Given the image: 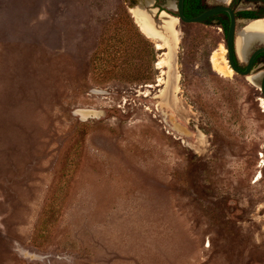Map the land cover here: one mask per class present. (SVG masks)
Listing matches in <instances>:
<instances>
[{
	"label": "rangeland",
	"instance_id": "rangeland-1",
	"mask_svg": "<svg viewBox=\"0 0 264 264\" xmlns=\"http://www.w3.org/2000/svg\"><path fill=\"white\" fill-rule=\"evenodd\" d=\"M145 1L0 0V264H264V66Z\"/></svg>",
	"mask_w": 264,
	"mask_h": 264
},
{
	"label": "water",
	"instance_id": "water-1",
	"mask_svg": "<svg viewBox=\"0 0 264 264\" xmlns=\"http://www.w3.org/2000/svg\"><path fill=\"white\" fill-rule=\"evenodd\" d=\"M183 2H184V0H176V3H175L176 13H177L176 18L178 19V21H181V22L201 23L202 20H204L205 18H207L211 15H214L216 13H220V12L227 13L228 18H229V26H228V31L226 34L224 45H225V49H226V59H227L228 65L234 73L242 75L244 77L249 76L251 71H252V65H253L255 57L258 54L264 52V45H260L259 47L251 50V52L249 53V55L246 58L244 69L241 70L235 65L234 60H233V52L236 51V41H235L236 20H235L233 9L229 6V4H223V5L212 7L210 9H207L204 12L200 13L196 17L188 18V17H185L183 14ZM149 18L151 19L155 29H158L159 32H161V34L164 37L170 38V32L165 29L163 23L160 26H158L157 24H155L153 22L150 14H149ZM245 25H247V24H245ZM158 39L156 38V40H158ZM173 50H174L173 41L172 40L170 41V39H169V53L174 54ZM258 90L261 94V97L264 98V71H263L261 78L259 80V83H258Z\"/></svg>",
	"mask_w": 264,
	"mask_h": 264
},
{
	"label": "bare ground",
	"instance_id": "bare-ground-1",
	"mask_svg": "<svg viewBox=\"0 0 264 264\" xmlns=\"http://www.w3.org/2000/svg\"><path fill=\"white\" fill-rule=\"evenodd\" d=\"M219 1H221L222 3H228L231 0H219ZM145 2L147 3L148 0H146ZM141 3L143 4L144 2H141ZM134 5H136V4H134ZM136 16H137L138 23L136 22V20H135V23L137 24V26L139 27L141 32L146 37L150 38L149 34H151V35L157 34L155 32L153 25H152V21L149 18V13L144 11L142 5H140V8L137 9ZM132 17H133V15H132ZM159 17H160L161 22L163 23L166 30L172 29L174 21L177 20V18L175 16H171L164 11H161L159 13ZM160 33L161 32H159V34ZM244 33H245V37H246V44H245V46H243V48L241 49V51L239 53L241 57H246V54L248 52L250 44H252L253 42H263L264 41V20H263V18L249 21L248 25L245 28ZM154 46H155V43H154ZM174 47H175V45H174ZM174 50H175V48H174ZM168 52H169V49H168ZM173 53L175 54V51ZM174 54H171V60H174ZM223 54H224V49H221L220 52L214 51L211 55L210 63H211L212 69L215 72H217L218 74H220L222 76H229L232 73L231 72L232 69L228 68V66H229V65L227 66L228 62L226 64L227 59H225L223 57ZM257 177H259V176H257ZM256 181H257V179H256Z\"/></svg>",
	"mask_w": 264,
	"mask_h": 264
},
{
	"label": "trees",
	"instance_id": "trees-1",
	"mask_svg": "<svg viewBox=\"0 0 264 264\" xmlns=\"http://www.w3.org/2000/svg\"><path fill=\"white\" fill-rule=\"evenodd\" d=\"M238 2L248 3V4H258V7L255 9L235 10L234 7ZM156 3H157V0H156L155 4ZM215 6H219V5H215ZM215 6L207 5L206 0H184V2H183V14L185 17L192 18V17H196L197 15L204 12L205 10L210 9L212 7H215ZM229 6L234 11V16H235L236 21L248 22L251 20L264 18V0H231ZM176 16H177V13H176ZM131 17H132V15H131ZM132 19H133V17H132ZM133 21H134V19H133ZM201 23H203V24H211V23L216 24L222 29L224 35H226L227 31H228V26H229V18H228L227 13L220 12V13H216L214 15H211V16L205 18L204 20L201 21ZM134 25L137 26L136 23ZM138 29H139V27H138ZM138 33L144 39L150 40L148 37H146L141 32L140 29H139ZM233 58L236 62V66L241 70L244 69V65H242L238 62L234 52H233ZM262 63H264V52L258 54L255 57L252 69L254 67H256L257 65L262 64Z\"/></svg>",
	"mask_w": 264,
	"mask_h": 264
},
{
	"label": "flooded vegetation",
	"instance_id": "flooded-vegetation-1",
	"mask_svg": "<svg viewBox=\"0 0 264 264\" xmlns=\"http://www.w3.org/2000/svg\"><path fill=\"white\" fill-rule=\"evenodd\" d=\"M242 10V9H241ZM234 12V11H233ZM236 20V19H235ZM237 22V21H236ZM247 23V22H246ZM222 30V29H221ZM223 32V31H222ZM224 34V33H223ZM224 38H226V35H224ZM234 53H235V56H236V58H237V60H238V57H237V54H236V52L234 51ZM233 60H234V58H233ZM255 60V59H254ZM239 62H242V61H240L239 60ZM243 62H246V59H245V61H243ZM234 63H235V65H236V62H235V60H234ZM254 63V62H253ZM241 64V63H240ZM242 65H244V67H245V63L244 64H242ZM259 65H263L264 66V63H262V64H259ZM252 67H253V65H252Z\"/></svg>",
	"mask_w": 264,
	"mask_h": 264
},
{
	"label": "crops",
	"instance_id": "crops-1",
	"mask_svg": "<svg viewBox=\"0 0 264 264\" xmlns=\"http://www.w3.org/2000/svg\"><path fill=\"white\" fill-rule=\"evenodd\" d=\"M235 52H236V54H237V49H236V51H235ZM237 57H238V59L240 60V58H239L238 54H237ZM246 58H247V57H246ZM246 58H245V59H246ZM240 61H242V60H240ZM242 62H243V61H242Z\"/></svg>",
	"mask_w": 264,
	"mask_h": 264
},
{
	"label": "built area",
	"instance_id": "built-area-1",
	"mask_svg": "<svg viewBox=\"0 0 264 264\" xmlns=\"http://www.w3.org/2000/svg\"><path fill=\"white\" fill-rule=\"evenodd\" d=\"M261 153L259 154V157H260Z\"/></svg>",
	"mask_w": 264,
	"mask_h": 264
}]
</instances>
